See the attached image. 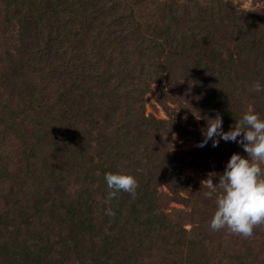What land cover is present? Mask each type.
<instances>
[{"label": "trees", "instance_id": "1", "mask_svg": "<svg viewBox=\"0 0 264 264\" xmlns=\"http://www.w3.org/2000/svg\"><path fill=\"white\" fill-rule=\"evenodd\" d=\"M149 94L169 119L146 115ZM178 94L200 127L170 117ZM173 134L196 147L175 151ZM223 159L212 193L263 214L264 14L231 0H0V264H232L162 207L164 187L186 207L194 195L168 166ZM205 205L211 222L232 210Z\"/></svg>", "mask_w": 264, "mask_h": 264}, {"label": "rangeland", "instance_id": "2", "mask_svg": "<svg viewBox=\"0 0 264 264\" xmlns=\"http://www.w3.org/2000/svg\"><path fill=\"white\" fill-rule=\"evenodd\" d=\"M233 5L239 10H251L264 14V0H231ZM180 78V77H177ZM169 80V79H168ZM180 85L181 93L187 92L191 87L188 83V79H178ZM167 81H163L161 85H154L153 90L158 91L160 88L167 90ZM189 92H187L188 94ZM181 94L173 97V102L168 101L169 108L172 110L170 112V117L177 120L183 126H190L197 123V127H200L201 122L197 114H189L187 111H193V106H189L185 100H182ZM190 99V95H187ZM163 101V99L160 98ZM182 102V107H179V102ZM145 112L147 116H152L160 120L169 119L163 106L159 105L155 97L149 94L145 97ZM206 126V131L214 132L213 135L217 137L218 140L224 141L225 138L217 131L213 129L212 126L204 123ZM172 147L175 151H185L188 152L193 150L195 142L192 136H185L178 138L176 134L171 136ZM215 152V150H214ZM226 159L223 162H218L215 164H204L200 170L195 172L193 168H182L179 164H173L168 166V168H177L176 179L180 180L183 187L187 188L194 195L190 201V206L186 207L184 204L175 202V198L169 193L167 188H162L163 194L169 196L171 200L166 201L162 204L163 209L174 216L176 223L182 225L186 230H191L196 228V233L204 235L207 244L211 242H216V245H211L216 249L215 256L217 260L221 257L229 259L232 264H238V261L248 260L251 262L259 261L264 263V213L260 211L255 212L252 207L259 205L257 199L245 198L241 199L238 203L239 207L235 208L234 201L235 198H226L225 204L222 201H218V197L212 193L213 187L209 185L212 173H216L219 168L226 169L225 164ZM212 174V175H211ZM249 184V183H248ZM185 197L184 195H181ZM246 200V201H244ZM195 201H198L196 204ZM237 201V200H236ZM244 201V202H243ZM208 204L213 210L218 209L219 206L232 207L224 213H220L215 221L211 222L208 216L204 215L202 211L206 208H202ZM228 204V205H227ZM248 208V209H247ZM250 209V210H249ZM216 211V212H217ZM214 213V211H211ZM212 213V214H213ZM213 261V264H216ZM225 264V263H224Z\"/></svg>", "mask_w": 264, "mask_h": 264}]
</instances>
